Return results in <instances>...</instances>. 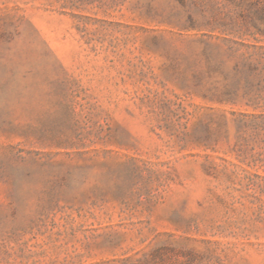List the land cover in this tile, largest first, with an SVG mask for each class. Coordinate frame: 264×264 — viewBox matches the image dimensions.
Returning <instances> with one entry per match:
<instances>
[{
  "label": "rangeland",
  "instance_id": "rangeland-1",
  "mask_svg": "<svg viewBox=\"0 0 264 264\" xmlns=\"http://www.w3.org/2000/svg\"><path fill=\"white\" fill-rule=\"evenodd\" d=\"M188 12L0 0V264H264V36Z\"/></svg>",
  "mask_w": 264,
  "mask_h": 264
},
{
  "label": "trees",
  "instance_id": "trees-1",
  "mask_svg": "<svg viewBox=\"0 0 264 264\" xmlns=\"http://www.w3.org/2000/svg\"><path fill=\"white\" fill-rule=\"evenodd\" d=\"M182 2L183 0H179ZM197 13L188 12L183 23L185 30H205L218 33L228 49L234 53L233 37L250 35V26L255 33L264 36V4L262 0H190ZM210 39V37H208ZM220 62H214L212 71H217ZM256 67L249 57L237 61L232 67L234 82L223 94L226 101H233L240 90L243 97L259 95L264 90V77L254 81ZM226 76H228L226 74Z\"/></svg>",
  "mask_w": 264,
  "mask_h": 264
}]
</instances>
